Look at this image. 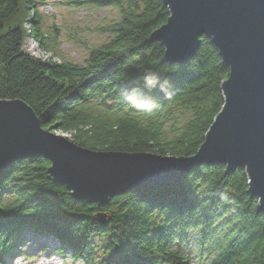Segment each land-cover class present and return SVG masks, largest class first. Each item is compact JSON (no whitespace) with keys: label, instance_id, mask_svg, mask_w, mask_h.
Here are the masks:
<instances>
[{"label":"trees","instance_id":"trees-1","mask_svg":"<svg viewBox=\"0 0 264 264\" xmlns=\"http://www.w3.org/2000/svg\"><path fill=\"white\" fill-rule=\"evenodd\" d=\"M22 1L23 23L0 32V99L24 101L45 130L89 150L197 151L222 108L228 75L209 38L200 37L188 62L168 64L160 42L149 41L169 15L161 0H70L115 6L118 19L82 64L41 59L24 50L26 35L52 52L59 32L45 31L38 1ZM20 9V0H0V31ZM48 166L43 157L22 159L0 178V264L14 256L25 231L41 237V249L54 243V251L83 264H94L98 237L99 264H264V214L244 168L201 165L179 185L134 188L100 207L72 198L49 178Z\"/></svg>","mask_w":264,"mask_h":264},{"label":"water","instance_id":"water-1","mask_svg":"<svg viewBox=\"0 0 264 264\" xmlns=\"http://www.w3.org/2000/svg\"><path fill=\"white\" fill-rule=\"evenodd\" d=\"M168 10L149 41L162 61L184 64L205 36L228 69L223 105L191 156L94 151L45 130L19 99H0V178L15 161L43 157L47 174L72 198L104 207L111 197L148 185L176 186L201 165L244 168L249 192L264 214V0H161ZM100 223L106 215L96 214Z\"/></svg>","mask_w":264,"mask_h":264},{"label":"rangeland","instance_id":"rangeland-1","mask_svg":"<svg viewBox=\"0 0 264 264\" xmlns=\"http://www.w3.org/2000/svg\"><path fill=\"white\" fill-rule=\"evenodd\" d=\"M40 3L39 10L42 13V24L47 33L54 34V28L59 32L58 43L54 51L45 52L39 44L27 34L24 39V50L35 57L48 59L52 57L55 61L61 59L74 61L82 64L89 51L102 45L108 35L105 28L118 19V9L115 6L95 8L90 3L75 6L68 3L70 0H36ZM20 14L7 22L0 32H5L9 27H15L23 23L25 11L23 1L20 0ZM24 27L28 30L29 26ZM54 132V131H53ZM55 134L65 136L61 132ZM29 231H25L16 247V253L9 259L7 264H83L78 260H72L68 251L57 253L54 251L55 244L47 242L46 248L41 249L42 239H39ZM94 264H99L104 259L101 248L103 240L94 238ZM50 245V246H49Z\"/></svg>","mask_w":264,"mask_h":264},{"label":"built area","instance_id":"built-area-1","mask_svg":"<svg viewBox=\"0 0 264 264\" xmlns=\"http://www.w3.org/2000/svg\"><path fill=\"white\" fill-rule=\"evenodd\" d=\"M63 134V133H62ZM66 135V134H65Z\"/></svg>","mask_w":264,"mask_h":264}]
</instances>
